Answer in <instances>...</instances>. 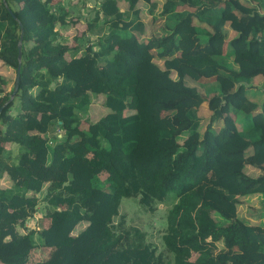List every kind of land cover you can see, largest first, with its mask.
I'll return each instance as SVG.
<instances>
[{"label": "trees", "instance_id": "trees-1", "mask_svg": "<svg viewBox=\"0 0 264 264\" xmlns=\"http://www.w3.org/2000/svg\"><path fill=\"white\" fill-rule=\"evenodd\" d=\"M50 1L0 0V61L16 73L20 39L22 50L21 110L8 113L12 89L0 95V176L11 180L0 186V264H264V222L240 216L234 194L264 195V105L251 91L264 92V0H163L150 19L164 16L158 34L102 0L84 30L103 15L96 49L57 40V25L80 20ZM222 40L232 66L215 57ZM99 95L104 113L82 120ZM122 197L168 203L165 250L112 222ZM43 200L48 224L20 231ZM35 248L48 253L30 262Z\"/></svg>", "mask_w": 264, "mask_h": 264}, {"label": "rangeland", "instance_id": "rangeland-1", "mask_svg": "<svg viewBox=\"0 0 264 264\" xmlns=\"http://www.w3.org/2000/svg\"><path fill=\"white\" fill-rule=\"evenodd\" d=\"M102 0H51L49 3L53 6L61 4L66 10L70 11L67 15V18L76 15L79 17V22L74 24L71 21L67 22L66 24H59L56 26V29L59 31L60 40L65 42L69 45H75L77 43H88L93 44V48H97V42L101 40V38L106 34L107 29L103 25V15H99V20L97 21V26L93 29L92 32H84L85 28L87 27V21L89 19L94 18L96 8L99 7ZM118 6L123 9L126 13L132 16V12L137 10V16L142 19L147 25V32L149 29H153L155 33H161L162 27L164 24V16L159 15L156 16L152 25L150 19L156 13H159L162 8L163 0H152L154 1L155 5L151 6V4L145 0H137L132 8L129 9V3L127 0H117ZM73 13V14H72ZM130 18V17H129ZM198 23V21H195ZM224 30L226 33V38L229 39L235 33V30L231 28L229 24L226 23L224 26ZM84 33L82 39L80 34ZM148 34V33H146ZM80 36V38H79ZM89 41V42H86ZM223 41V40H222ZM217 45L220 47L218 52H216L215 57L228 64L233 65L232 56L227 55L225 52L226 43L225 41L221 42L218 41ZM155 56V55H154ZM156 61L160 66H163V59L159 57H155ZM0 73L6 77L7 84L1 85L3 87V91H0V95H5L6 93L10 92L13 87L14 76H15V68L11 65H7L4 61H0ZM171 76L177 78V75L174 71L170 72ZM262 80V75L259 74L253 78V82L259 83ZM203 85V84H201ZM207 86V85H204ZM201 86L200 89L203 91L205 88ZM227 86H225L226 88ZM36 88L32 89L35 91ZM255 90V92H254ZM253 94L256 96V99L259 103L264 105V92L259 89H252ZM259 91V93H258ZM262 91V92H260ZM15 97V96H14ZM13 97V105L9 108L8 113L14 114L21 110L20 107V100L18 97ZM99 96H92L91 102L88 107L83 110L81 114V119L86 121H91L97 117H99L105 111V107L102 102H100ZM132 111V110H129ZM198 113L200 117H202V129H204L206 123L209 121V115L211 110L207 107L206 101L200 105L198 108ZM83 127L85 125H82ZM63 132V130L61 131ZM182 138H180L181 140ZM4 144L6 148H9L6 153L10 152L11 155L16 156L18 153V147L12 142L5 141ZM246 172L251 174H257L260 169L256 166L246 165L245 167ZM105 174H100L101 177H104ZM11 184V180L8 174L3 173L0 176V186L7 187ZM45 192V189L39 193L42 195ZM241 190H235L234 194L238 196L240 202L238 204L237 210L240 216H244L249 218V221L256 223L259 221L264 222V195L261 194H247L244 195L241 193ZM50 206L47 200L39 201L37 204V209L35 212L28 217L25 221L24 225H17V228L22 232H28L31 228H39L45 226L49 222V218L44 216L45 208ZM168 207V203L163 202H156L155 207L152 210H148L147 208L143 207L142 205L138 204V201L133 197H122L118 206V213L112 217V222L118 224L119 222H124L125 225H133L139 227L141 230H144L147 233V238L151 240L153 243L156 244L158 250H165V244L163 243L162 234L164 232L166 226V210ZM220 220V217H217ZM83 222L77 225V228L83 226ZM76 228L75 233L79 230ZM35 241L38 242L36 235L34 236ZM220 244V242H216V244ZM47 248H35L29 254V260H41L45 258L48 253ZM236 248L229 249L231 253ZM170 257H172V252H167Z\"/></svg>", "mask_w": 264, "mask_h": 264}, {"label": "water", "instance_id": "water-1", "mask_svg": "<svg viewBox=\"0 0 264 264\" xmlns=\"http://www.w3.org/2000/svg\"><path fill=\"white\" fill-rule=\"evenodd\" d=\"M22 29H21V35H22ZM18 63H17V67H16V73H15V78H14V83H13V88L12 91L10 93V98L12 99L18 89V85H19V78H20V66H21V57H22V50H21V39L18 41ZM6 104V102H4L2 104V106H4ZM2 108V107H1ZM0 108V110H1Z\"/></svg>", "mask_w": 264, "mask_h": 264}, {"label": "crops", "instance_id": "crops-1", "mask_svg": "<svg viewBox=\"0 0 264 264\" xmlns=\"http://www.w3.org/2000/svg\"><path fill=\"white\" fill-rule=\"evenodd\" d=\"M226 50V49H225Z\"/></svg>", "mask_w": 264, "mask_h": 264}]
</instances>
